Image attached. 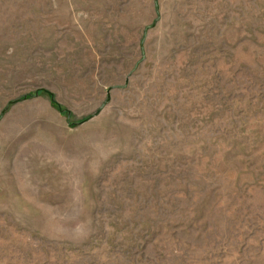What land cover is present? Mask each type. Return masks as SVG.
<instances>
[{
  "label": "rangeland",
  "instance_id": "rangeland-1",
  "mask_svg": "<svg viewBox=\"0 0 264 264\" xmlns=\"http://www.w3.org/2000/svg\"><path fill=\"white\" fill-rule=\"evenodd\" d=\"M84 3L86 44L0 94V264H264V0ZM47 82L61 135L4 118Z\"/></svg>",
  "mask_w": 264,
  "mask_h": 264
},
{
  "label": "crops",
  "instance_id": "crops-1",
  "mask_svg": "<svg viewBox=\"0 0 264 264\" xmlns=\"http://www.w3.org/2000/svg\"><path fill=\"white\" fill-rule=\"evenodd\" d=\"M43 1L41 0V3L38 1L37 5L34 2L32 5L30 25L26 28L25 23L23 24L24 32L19 33L21 37L3 39L0 43V94L4 95L3 105L7 101V79L10 72L16 73V77L19 78L23 76L22 71L24 68L27 69L28 64L31 67L35 65L34 69L37 72L38 65L35 63H64L68 61L70 47L86 44L79 41L80 39L86 41V32L90 29L86 20L85 0ZM49 67L53 68L54 65L50 64ZM57 67L61 65L57 64ZM42 79H45L44 75ZM39 89L53 92L57 98L58 91H53L49 82L44 88L38 87L36 83V93L28 92L33 93L32 96L22 98L16 96L13 100L10 99L11 108L4 118L13 110L15 121L20 116L23 117L21 120L31 119L33 123L34 118L38 132L49 136L54 133L61 135L60 131L64 128V114L54 105L50 94L44 90L39 92ZM57 100L61 103L58 98ZM28 106L32 107L30 115L23 111ZM5 110L7 111L8 108Z\"/></svg>",
  "mask_w": 264,
  "mask_h": 264
},
{
  "label": "trees",
  "instance_id": "trees-1",
  "mask_svg": "<svg viewBox=\"0 0 264 264\" xmlns=\"http://www.w3.org/2000/svg\"><path fill=\"white\" fill-rule=\"evenodd\" d=\"M48 93L51 96V99L53 101V103L64 113H67L68 115H70V111H68V109L64 108L54 97V94L50 91H48Z\"/></svg>",
  "mask_w": 264,
  "mask_h": 264
}]
</instances>
